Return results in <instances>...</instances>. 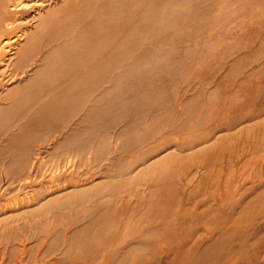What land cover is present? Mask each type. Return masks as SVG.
<instances>
[{
	"label": "rangeland",
	"instance_id": "374dc122",
	"mask_svg": "<svg viewBox=\"0 0 264 264\" xmlns=\"http://www.w3.org/2000/svg\"><path fill=\"white\" fill-rule=\"evenodd\" d=\"M56 1L0 11V264H264V0Z\"/></svg>",
	"mask_w": 264,
	"mask_h": 264
},
{
	"label": "bare ground",
	"instance_id": "6f19581e",
	"mask_svg": "<svg viewBox=\"0 0 264 264\" xmlns=\"http://www.w3.org/2000/svg\"><path fill=\"white\" fill-rule=\"evenodd\" d=\"M28 1H29V0H28ZM54 1H55V0H54ZM58 1H61V0H57V1L55 2V4H57ZM70 1H72V0H70ZM73 1H74V0H73ZM80 1H81V0H80ZM83 1H84V0H83ZM90 1H91V0H90ZM142 1H143V0H141V3H140V4L143 3ZM145 1H146V0H145ZM100 2H101V1L99 0L98 3L100 4ZM102 2H103V1H102ZM152 2H153V1H152ZM77 3H79V1H78ZM84 3H87V1L85 0ZM84 3H83V4H84ZM98 3L96 4V6L98 5ZM146 3H147V2H146ZM150 3H151V2H150ZM150 3H149V5H150ZM75 4H76V3H74V5H75ZM83 4H82V6H84ZM138 4H139V2H138ZM140 4L137 5V6H140ZM52 5H53V0H50V1H49V0H31V3H30V2H26L25 0H4V4H3V6H2V8H1L0 11H1V13H2V12L13 13V12H19V11L23 10L24 8H25V10H26V9L29 8V7H34V12H33L34 15H33V18H34L35 20H36V19L39 20V24H38V26H42V25H44V24L46 23V18L49 19L51 16H53L54 14H56V12L59 10V8H57V7H53ZM146 5H147V4H146ZM149 5L147 6L146 9L149 8ZM64 6H66V5H64ZM69 6H70V5H69ZM75 6H76V5H75ZM70 7L72 8V6H70ZM70 7H69V8H70ZM73 7H74V6H73ZM80 7H81V4H80ZM135 7H136V4H135ZM135 7L133 6V8H135ZM62 8H63V7H62ZM71 8H70V9H71ZM75 8H76V7H74V9H75ZM32 9H33V8H32ZM136 9H137V8H136ZM68 10H69V9H68ZM75 10H76V9H75ZM144 10H145V9H144ZM80 11H81V10H80ZM80 11L78 10V12H80ZM66 12H67V10H66ZM69 12H70V11H69ZM88 12H89V11H87L86 13H88ZM93 12H95V11L93 10ZM93 12H92V13H93ZM134 12H135V10H134ZM142 12H144V11H142ZM67 13H68V12H67ZM73 13H75V12H73ZM81 13H82V12H81ZM92 13H91V14H92ZM131 13H132V11H131ZM131 13H130V14H131ZM144 13H145V12H144ZM2 14H3V13H2ZM64 14H65V13H64ZM76 14H77V13H76ZM122 14H123V13H122ZM132 14H134V13H132ZM136 14H137V13H136ZM3 15H4V14H3ZM30 15H31V14H30ZM10 16H11V15H10ZM58 16H59V15H58ZM62 16H64V15H62ZM68 16H70V15L68 14ZM73 16H75V15L73 14ZM79 16H80V15H79ZM20 17H21V16H20ZM120 17H121V15H120ZM120 17H119V18H120ZM30 18H31V17H30ZM73 18H76V17H73ZM77 18H78V17H77ZM79 18H80V17H79ZM17 19H18V18H17ZM24 19H25V18H24ZM60 19H62V18H60ZM60 19H59V22H60ZM64 19H65V18H64ZM15 20H16V18H15L14 20H13V19H12V20H8L7 22H5V26H4V27H5L6 29H10V28H12V27L14 26L15 22H18V21H15ZM25 20H26V19H25ZM75 20H76V19H75ZM77 20H78V19H77ZM77 20H76V21H77ZM80 20H81V19H80ZM109 20H110V18H109ZM65 21H69V19H66ZM113 21H114V20H113ZM125 21H126V20H125ZM0 22H1V21H0ZM33 22H34V21H33ZM35 22H36V21H35ZM51 22H52V21H51ZM59 22H58V23H59ZM61 22H62V20H61ZM70 22H73V23H74L75 21H70ZM79 22H80V21H79ZM64 23H65V22H64ZM83 23H84V22H83ZM83 23H82V26H85L86 23H84V25H83ZM104 23H105V22H104ZM65 24H66V23H65ZM75 24H76V22H75ZM96 24H97V23H96ZM125 24H126V23H125ZM50 25H51V24H50ZM59 25H63V24H59ZM67 25H68V24H67ZM67 25H66V26H67ZM73 25H74V24H73ZM76 25H77V24H76ZM78 25H79V24H78ZM134 25H135V24H134ZM48 26H49V25H48ZM57 26H58V25H57ZM71 26H72V25H71V23H70V28H71ZM82 26L79 25V28L81 27V29L83 30ZM23 27H24V26H23ZM50 27H51V26H50ZM63 27H64V26H63ZM63 27H61V28L64 29ZM136 27H137V26H136ZM1 28H2V27H1ZM56 28H60V26H58V27H56ZM56 28H55V29H56ZM66 28H67V27H66ZM70 28H69V29H70ZM121 28H122V27H121ZM3 29H4V28H3ZM12 29H13V28H12ZM29 29H30V28H28V27H27V28H24L23 30H21V31H22L21 34H19L20 32H18V35H15V36H10V35L4 34V32H3V34L0 35V50H1L2 48H4V49H5V52H6L5 55L7 54V55L9 56V59L13 58L14 55H17V54L19 53V51L21 50V48H20L19 46L22 45V44H21V40H22L21 37H23V35H24V37H25V35L27 36V34H28V32H29ZM32 29H33V28H32ZM48 29H49V28H48ZM55 29H54V30H55ZM77 29H78V28H77ZM4 30H5V29H4ZM67 30H68V29H67ZM82 30H81V31H82ZM84 30H85V29H84ZM10 31H11V30H10ZM59 31H60V33H61V32H63L64 30L61 31L60 29H58V32H59ZM79 31H80V29H79ZM12 32H13V31H12ZM56 32H57V31H56ZM65 32H68V31H64V33H65ZM86 32H87V30H86ZM0 33H1V32H0ZM5 33H6V32H5ZM82 33H83V31H82ZM102 33H103V32H102ZM123 33L125 34V32H123ZM16 34H17V33H16ZM56 34H58V33H56ZM77 35H78V34H77ZM100 35H102V34H100ZM78 36H81V35L79 34ZM75 37H76V36H75ZM85 37H87V36H85ZM85 37H84V38H85ZM99 37H100V36H99ZM82 38H83V36H82ZM84 38H83V39H84ZM78 39H79V37H77V40H78ZM97 39H98V38H97ZM100 39H101V38H100ZM24 40H25V38H24ZM63 40H64V39H63ZM63 40H62V42H63ZM69 40H70V39H69ZM79 40H80V42L82 41V39H79ZM79 40H78V41H79ZM88 40H89V39H88ZM105 40H106V38H105ZM171 40H172V39H171ZM65 41H68V40H65ZM91 41H92V39H91ZM91 41H86V42L89 43V42H91ZM98 41H99V40H97V43H98ZM41 42H42V41H41ZM62 42H60V44H61ZM69 42H70V41H69ZM69 42H68V44H70ZM84 42H85V41H84ZM22 43H23V42H22ZM65 43H66V42H65ZM65 43L63 44V46H64V45H67V44H65ZM72 43H75V44H73V45H77L79 42H76V39H75V42H71V44H72ZM71 44H70V46H71ZM82 44H84V43H82ZM89 44H90V43H89ZM33 45H34V44H33ZM46 45H47V44H46ZM73 45H72V46H73ZM78 45H79V44H78ZM27 46H28V45H27ZM56 46L58 47V46H59V43H58V45H56ZM70 46H66L67 48L64 47V50L70 48ZM53 47H54V46H53ZM73 47H74V46H73ZM76 47H77V46H76ZM76 47H75V49H77ZM86 47H87V46H85L84 48H86ZM39 48H41V46H40ZM54 48H55V47H54ZM54 48H52V49H50V50H53ZM60 49H61V48H60ZM62 49H63V48H62ZM75 49H74V50H75ZM27 50H28V49L26 48V51H27ZM57 50H58V49H57ZM72 50H73V49H72ZM72 50H71V51H72ZM74 50H73V51H74ZM81 50L83 51V49H81ZM26 51H25V53H26ZM30 51H31V50H30ZM48 51H49V50H48ZM71 51H70V52H71ZM75 51H76V50H75ZM40 52H41V51H40ZM40 52H38V53H40ZM42 52H43V51H42ZM55 52H57L56 49H55ZM55 52L53 51L52 55H53ZM77 52H78V51H77ZM33 53H34V52H33ZM66 53H67V52H66ZM66 53H65V55H66ZM75 53H76V52H75ZM75 53L73 52V54H75ZM2 54H3V51H2ZM49 54H50V52L48 53V56H49ZM58 54L60 55V53H58ZM82 54H83V53H82ZM42 55H44V54H42ZM50 55H51V54H50ZM52 55H51V56H52ZM55 55H57V54H55ZM65 55H64V56H65ZM75 55H76V54H75ZM1 56H2V55H1ZM8 56H7V57H8ZM19 56H20V55H19ZM21 56H22V54H21ZM36 56H38V55H36ZM36 56H35V57H36ZM48 56H46V57H48ZM70 56H72V55H69V57H70ZM31 57H32V56H31ZM35 57H34V58H35ZM46 57H45V58H46ZM56 57H57V56H55V58H56ZM58 57H59V56H58ZM74 57H75V56H74ZM77 57H78V56H77ZM258 57H259V56H258ZM2 58H3V57H2ZM2 58L0 57V60H3ZM20 58H21V57H20ZM22 58H23V57H22ZM32 58H33V57H32ZM32 58H30V59H32ZM37 58H38V57H37ZM49 58H50V57H49ZM60 58H61V57H60ZM23 59H24V58H23ZM30 59H29V60H30ZM46 59H47V58H46ZM74 59H75V58H72V59H70V60H74ZM11 60H12V59H11ZM24 60H25V59H24ZM33 60H34V59H33ZM36 60H37V59H36ZM36 60H35V61H36ZM75 60H76V59H75ZM39 61H41V60H39ZM57 61H58V59H57ZM197 61H198V60H197ZM3 62H4V60H3ZM12 62H13V60H12ZM43 62H44V61H43ZM45 62L48 63V61H45ZM45 62H44V63H41V64L43 65V64H45ZM68 62H69V61H68ZM0 63H1V62H0ZM29 63H30V61H29ZM71 63H72V62H71ZM10 64H11V63H10ZM35 64H36V63H35ZM38 64H39V63H38ZM49 64H50V63H49ZM51 64H52V63H51ZM67 64H68V63H67ZM2 65H6V63H5V64L3 63ZM2 65H1V66H2ZM24 65L26 66V64H24ZM31 65H32V64H31ZM31 65H30V66H31ZM52 65H53V64H52ZM10 66H11V65H10ZM17 66H18V65H17ZM48 66H49V65H47V67H46V65L43 66V67H45V69L47 68L48 71H49V72H47V75H48V73H50L51 70L53 69V68H51V70H50V68H48ZM53 66H54V65H53ZM56 66H57V65H56ZM63 66H65V63H64ZM8 67H9V66L7 65V68H8ZM37 67L39 68V67H41V66L39 65V66H37ZM49 67H50V66H49ZM59 67H60V66H59ZM59 67H58V68H59ZM4 68H5V67H4ZM4 68H3V69L1 68V69L4 70ZM24 68H25V67H24ZM33 68H34V67H33ZM35 68H36V67H35ZM35 68H34V69H35ZM30 69H31V68H30ZM30 69H29V70H30ZM2 70H1V71H2ZM5 70H6V68H5ZM21 70H22V69H21ZM53 70H54V69H53ZM53 70H52V71H53ZM22 71H23V70H22ZM22 71H21V72H22ZM36 71H37V70H36ZM36 71H35V72H36ZM40 71H42L41 68H40ZM46 71H47V70H45V72H46ZM54 71H55V70H54ZM56 71H57V70H56ZM25 72H26V71H25ZM35 72H34V74H35ZM38 72H39V71H38ZM38 72H37V73H38ZM43 72H44V71H43ZM27 73H28V70H27ZM29 73H30V71H29ZM0 74H1V72H0ZM6 74H7V73H6ZM8 74H9V73H8ZM19 74L21 75V73H19ZM19 74L17 73V76H18ZM39 74H40V72H39ZM39 74H38V76H39ZM41 74H43V73H41ZM41 74H40V76H41ZM50 74H51V73H50ZM1 75H2V74H1ZM3 75H4V74H3ZM45 75H46V74H45ZM45 75L43 74L42 76L44 77ZM60 75H61V74H60ZM27 76H28V75H27ZM31 76H32V75H31ZM42 76H41V77H42ZM6 77H7V75H6ZM12 77H13V75H12ZM21 77H23V76H21ZM28 77H29V76H28ZM43 77H42V78H43ZM46 77H47V76H46ZM50 77H52V76L49 75V77H48L49 80H50ZM2 78H3V77H2ZM4 78H5V76H4ZM26 78H27V77H26ZM29 78H30V81L33 80V77H32V78L29 77ZM36 78L38 79L37 76H36ZM42 78H40V79H42ZM6 79H7V78H6ZM27 79H28V78H27ZM34 79H35V77H34ZM54 79H55V77H54ZM4 80H5V79H4ZM20 80H21V79H20ZM23 80H25V79H23ZM51 80H52V79H51ZM51 80H50V81H51ZM56 80H57V81H60V80H58V79H56ZM56 80H55V81H56ZM8 81H9V80H8ZM27 81H29V79H28ZM27 81H26V83H27ZM35 81H36V82H37V81L39 82L40 80H36V79H35ZM35 81L33 80V82H35ZM47 81H48V80H47ZM47 81H46V82H47ZM50 81H48V82H50ZM57 81H56V82H57ZM12 82H13V81H12ZM20 82H21V81H20ZM24 82H25V81H24ZM31 82H32V81H31ZM38 82H37V83H38ZM56 82H52V83H53V84L55 83V85H56ZM70 82H72V81H70ZM4 83H5V82H4ZM21 83H22V82H21ZM29 83H30V82H29ZM29 83H28V84H29ZM42 83H43V82H42ZM57 83H58V82H57ZM59 83H60V82H59ZM5 84H6V83H5ZM31 84H32V83H31ZM34 84H35V83H34ZM47 84H49V83H47ZM53 84H51V85H53ZM2 85H3V84H2ZM11 85H12V84H11ZM23 85H25V83H24ZM43 85H45V86L47 87V89L50 88L49 90H51V89L54 87V85H53V86L48 85V86H51V87H52V88H51V87L48 88V86H47L46 84H43ZM43 85H42V86H43ZM59 85H60V84H59ZM6 87H7V86H6ZM23 87H24V86H22V88H23ZM33 87H34V86H33ZM33 87L30 88L29 93H31V90H32V92L34 91L35 96H36V92H35V91H40V90H37V89L35 90V88H34V90H33ZM46 87H45V88H46ZM55 87H56V86H55ZM3 88H4V86H3ZM36 88H37V87H36ZM45 88L42 87L41 90L45 91ZM61 88H63V87H61ZM38 89H39V88H38ZM53 89H55V88H53ZM56 89H57V87H56ZM56 89L53 90V91H56ZM7 90H8V89H7ZM9 90H10V89H9ZM49 90H48V91H49ZM62 90H64V89H62ZM43 91H41V92L44 93ZM59 91H60V90H59ZM2 92H3V91H2ZM26 93H28V92L26 91ZM34 93L32 94V96H34ZM38 93H39V92H38ZM38 93H37V95H38ZM46 93H48V92H46ZM7 94H8V93H7ZM48 94H49V93H48ZM21 95H22V94H21ZM21 95H20V98H21ZM52 95H53V94H52ZM52 95L50 94V96H52ZM58 95H61V94H58ZM39 96H40V95H39ZM45 96H46V95H45ZM61 96H62V95H61ZM61 96H60V97H61ZM63 96H64V95H63ZM3 97H4V96H3ZM3 97H2V98H3ZM28 97H29V95H28ZM28 97H27V98H28ZM18 98H19V97H18ZM20 98H19V99H20ZM25 98H26V97H24V98L21 100V101H22V106L20 105V107L23 108V109L25 108V106L23 105V100H25ZM34 98H36V99H35V101H33V102L37 103V102H36V101L38 100L37 97H34ZM38 98H39V97H38ZM45 98H46V97H45ZM47 98H48V97H47ZM49 98H51V97H49ZM15 99H16V97H15ZM40 99H41V98H40ZM56 99H57L56 101H53L52 99H51V100H52V103H53V102H56V104L58 105L59 103H58L57 101L60 100V99H58V98H56ZM9 100L12 101V99H9ZM28 100L32 101V97H31L30 99H28ZM48 100H49V99H47V101H48ZM54 100H55V99H54ZM4 101H6V100H4ZM15 101H16V100H15ZM18 101H19V100H18ZM60 101H61V100H60ZM12 102H13V101H12ZM33 102H32V105H34ZM13 103H15V102H13ZM60 103H61V102H60ZM4 104H5V103H4ZM19 104H20V102H19L17 105H19ZM38 104H39V103H37V105H38ZM45 104H46V103H45ZM56 104H55V105H56ZM27 105L30 106V105H31L30 102H29V104H27ZM27 105H26V107L29 108ZM32 105H31L30 107H32ZM50 105H51V104H50ZM57 105H56V106H57ZM59 105H60V104H59ZM23 106H24V107H23ZM35 106H36V105H35ZM42 106H43V108H44L45 106L47 107V105H42ZM42 106L40 105V106L38 107V111L40 110L41 112H45V111H42L43 108H42V109L40 108V107H42ZM52 106H54V105L52 104ZM56 106H55V107H56ZM49 107H50V106H49ZM55 107H54V108H55ZM10 108H11V107H10ZM27 108H25V110H27ZM36 108H37V107H36ZM36 108H34L33 110H35ZM51 108H52V107H51ZM51 108H49L48 110L51 111V110H52ZM11 109H14V108H11ZM18 109H19V108H18ZM55 109H56V108H55ZM60 109H61V107H60L59 109L57 108V110H60ZM14 110H15V109H14ZM21 110H22V109H21ZM21 110L19 109V112H20ZM44 110H45V109H44ZM48 110L46 109V112H47ZM10 111H11V110H10ZM10 111H8V112H10ZM12 111H13V110H12ZM12 111H11V114H12ZM15 111H18V110H17V107H16V110H15ZM15 111H13V112L15 113ZM29 111H30V110H29ZM38 111H37V113H38ZM40 111H39V112H40ZM8 112H7V113H8ZM46 112H45V113H46ZM54 112H55V110H54ZM14 113H13V114H14ZM28 113H29V112H28ZM52 113H53V111H52ZM8 114H10V113H8ZM13 114H12V115H13ZM30 114H31V113H30ZM30 114H28V115L30 116ZM39 114H40V113H39ZM46 114H47V113H46ZM37 115H38V114H37ZM41 115H42V114H41ZM43 115H44V113H43ZM48 115H49V117L52 116V115H50V112L47 114V116H48ZM55 115H56V114H55ZM55 115L53 114V116H55ZM7 116H8V115H7ZM7 116H5V117L7 118ZM9 116H10V115H9ZM45 116H46V115H44V117H45ZM47 116H46V117H47ZM30 117H31V116H30ZM38 117H39V120H42V119H40V118H43V117H40V115L37 116L36 118H38ZM6 118H5V119H6ZM26 118H27V117H26ZM11 119H12V118H11ZM28 119H29V118H28ZM48 119H49V118H48ZM51 119H52V117H51ZM51 119H49V120H51ZM39 120H38V124H39ZM24 122H26V120H25ZM47 122H48V120H47ZM27 123H28V122H27ZM36 123H37V122H36ZM42 123H44V122H42ZM246 123H247V122H246ZM260 123H261V122H260ZM38 124H37V125H38ZM23 125H24V124H23ZM25 125H26V123H25ZM39 125H41V124H39ZM2 126H3V123H2ZM35 126H36V125H35ZM27 127H28V126H27ZM27 127H26V128H27ZM36 127H37V126H36ZM29 128H32V127L29 126ZM33 128L36 129L35 127H33ZM27 129H28V128H27ZM25 130H26V129H25ZM26 131H27V130H26ZM28 131L34 132V130L32 131V130H30V129H29ZM26 133H27V132H26ZM48 134H49V133H48ZM20 135H21V134H20ZM22 135H23V134H22ZM216 135H217V134H216ZM18 136H19V135H17V137H18ZM26 136H27V135H26ZM26 136H24V137H26ZM27 137H28V136H27ZM27 137H26V138H27ZM19 138H20V137H19ZM239 155H241V154H239ZM70 159H71V158H70ZM68 161H69V160H68ZM70 161H71V160H70ZM174 161H175V160H174ZM59 165H60V164H59ZM68 165H69V164H68ZM72 166H73V165H72ZM28 179H29V178H28ZM91 179H92V178H91ZM93 180H94V179H93ZM91 181H92V180H91ZM75 183H76V181H75ZM78 183H79V182H78ZM88 183H89V182H88ZM76 184H77V183H76ZM79 184H80V183H79ZM79 184H78V185H79ZM86 184H87V183H86ZM89 184H90V183H89ZM69 185H72V184H69ZM81 185H83V184H81ZM75 186H77V185H75ZM84 186H85V184H84ZM56 189H58V188L56 187ZM60 189H61V188H60ZM52 190L54 191V189H52ZM253 191H254V190H253ZM51 192H52V191H51ZM260 195H261V194H260ZM259 197H260V196H259ZM4 208H5V207H4ZM258 219H259V218H258ZM259 224H260V223H259ZM217 226H218V225H217ZM217 226H215V227H217ZM257 228H258V227H257ZM261 231H263V230H261ZM255 233H257V232H255ZM255 233H254V234H255ZM253 238H254V237H253ZM190 239H191V238H190ZM163 242H164V241H163ZM183 245H184V244H183ZM187 250H188V249H187ZM250 251H251V250H250ZM258 262H259V261H258Z\"/></svg>",
	"mask_w": 264,
	"mask_h": 264
}]
</instances>
